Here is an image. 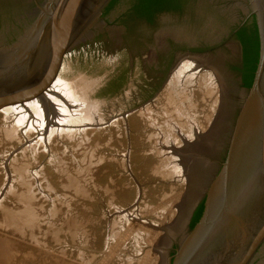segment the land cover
Segmentation results:
<instances>
[{
	"label": "rangeland",
	"instance_id": "obj_1",
	"mask_svg": "<svg viewBox=\"0 0 264 264\" xmlns=\"http://www.w3.org/2000/svg\"><path fill=\"white\" fill-rule=\"evenodd\" d=\"M44 1L0 0V43H17ZM132 2L105 11L64 60L58 80L84 91L89 117L67 135L56 127L13 133L16 115L0 112V264H161L181 236L163 247L167 231L181 222L183 205L191 199L190 209L210 187L207 171L212 177L223 163L239 99L243 55L234 31L247 17L244 0H191L189 12L161 15L155 24L129 20ZM190 51L205 52L204 83L199 73L196 86L176 90L188 98L172 106L167 86ZM221 83L229 89L228 114ZM172 117L182 133L171 128ZM218 123L222 132L215 151L203 149L197 182L194 162L182 176L167 172L166 158L175 157L170 150L184 144L183 135L192 142L201 132L208 143ZM261 261L262 252L255 264Z\"/></svg>",
	"mask_w": 264,
	"mask_h": 264
},
{
	"label": "water",
	"instance_id": "obj_2",
	"mask_svg": "<svg viewBox=\"0 0 264 264\" xmlns=\"http://www.w3.org/2000/svg\"><path fill=\"white\" fill-rule=\"evenodd\" d=\"M111 1L45 0L39 4L32 22L26 24L24 36L11 46L0 43V111L45 94L60 74L68 52L101 18ZM247 2L246 15L256 17L260 36V60L254 84L250 89L239 88L236 111L224 145L225 159L209 177L210 187L204 192L207 200L203 217L193 230H189V214L196 203L191 205L175 260L172 263L167 256L166 264H255L260 253H264V0ZM247 132L250 139L255 137L257 140L253 149L258 161L256 178L240 195V202H246L242 204L244 207L241 206L246 209L244 217L240 218L242 222L238 229L241 231L228 232L224 239L212 242L208 250L201 252V242L192 245L191 240L198 236L210 217L214 201L212 184L231 172L236 154L233 138L239 133L245 137ZM150 249H153L152 239L142 255L146 256Z\"/></svg>",
	"mask_w": 264,
	"mask_h": 264
},
{
	"label": "bare ground",
	"instance_id": "obj_3",
	"mask_svg": "<svg viewBox=\"0 0 264 264\" xmlns=\"http://www.w3.org/2000/svg\"><path fill=\"white\" fill-rule=\"evenodd\" d=\"M201 65L204 68V65H206L205 60L204 61L201 60V62H199V60L197 59L188 58L186 61H184L176 70L175 75L172 77L171 83L167 86L168 91L172 92V91H176L177 89H185V87L189 88V86L190 87L196 86L198 81H194V79H197V75L201 72ZM214 75L212 74L211 76L213 77ZM58 77L54 80L53 84L50 86V89L47 90L45 94H42V96H40L38 99L31 100L27 102L26 104L10 106L2 110V111L5 110V113L7 114L16 115L17 121H16V125L13 128L14 129L13 133H16L22 129L27 130L28 133L32 131L37 132V129H41L42 132H47L48 130H52L53 127H56L59 129V130L57 129L58 133L60 134L66 133L65 135H67L68 134L67 130H70L67 127H69L70 125H77L81 121L82 115H84V109H83L84 99L82 96L84 91L82 90L79 91L77 87L74 86L75 84L67 83L65 81H59ZM202 77L203 76L200 77V80H202L201 79ZM186 82H189V83H186ZM210 82L213 83L211 80L209 81V83ZM217 83L218 82H216V84ZM205 85L207 86V83ZM210 89L212 90V88ZM210 89L208 88V90ZM170 92H168L167 97H168L169 104H171L172 106H174L173 104L177 98H182V97H183L182 99L188 98V96L186 95L181 97L180 96L181 92L176 91L175 95H172ZM225 97H226V94L225 92H223V98ZM192 107L193 106H191V108ZM149 112L150 110H148V112L146 113L150 114ZM183 112L182 111L177 112V109H175L172 113L174 116L175 115L176 117L179 116L178 118L181 119L182 117H184ZM190 113L192 114V112ZM85 115H84L85 118L89 117ZM221 116L224 117L223 115ZM175 119L176 118L174 117H172L170 120L168 118V122L172 123L171 124L172 129L176 127L178 128L180 133H182L181 132L183 129L182 126L184 125L176 126ZM186 119L187 121L192 122L190 117ZM221 123H218V125H216L217 127L213 133V136L215 138H212V135L208 136L211 138L208 143H207V138L206 137L203 138L201 135V132L194 133L195 139L192 142L188 140L189 139L188 136L184 137L183 135L182 139L185 142L183 141L184 144L182 143L181 147L173 146L174 142L172 141L174 140V138H172L170 145L173 147L171 148L170 152L173 153L175 157L172 156V158L170 157L166 158L168 159L169 163L171 162V164H167L169 166V168L166 169L167 172L169 173L172 172L175 175L182 176L181 173L185 172L186 174V172L189 171V169H187V166L185 169V165H187V162H194L192 165V171H194L193 176H194V179L196 180L195 182H197L198 181L197 177H199L200 174L202 175L201 173L202 164L198 165L200 161L197 158L200 154L203 155L206 152V150L204 151L203 149H209L210 153L212 151H215L216 146L214 144L217 142L219 135L221 134V133L219 134V132H222ZM239 135L240 133L238 135L236 134L235 139L233 138L235 149H236L233 169L228 175H226L223 179H221V181L212 184V192L214 196L213 197L214 201H213V207L210 213V217L208 219L207 224L200 231L198 236L194 238L193 240H191L192 245H195L196 243L201 242V252L208 250L210 248L208 246H210L212 242H215L221 238L224 239L226 237V234H228V232L238 233L241 231V230L239 231L238 229L242 222L240 218L244 217L245 215L244 212L246 211V209L241 207L243 206L242 204L244 202H240L241 201L240 195L247 190V185L251 182V180L252 179L254 180L256 178L254 173L256 172V164L258 161V157H257V153L255 152L256 150L253 149L257 141L255 140V137L250 139L249 137L250 135H248V132L247 134H245V137L239 136ZM72 137L74 138L75 134H73ZM179 137H181V134H179ZM246 147H251V148H249L248 151H244ZM193 151H195L196 153H194ZM191 152H193L194 154L192 153L193 154L192 155ZM190 154L192 158L191 157L189 158ZM164 157H165V154H164ZM191 159L192 161H190ZM176 161L180 162L179 166L177 165V163H174ZM179 167L181 170L179 169ZM212 171L213 170L211 169L207 172L212 173ZM210 174L209 173L206 174L207 180L205 179V182L207 181L210 183V181L208 180L210 177ZM193 176L191 177L193 178ZM194 179H192L193 182H194ZM244 204H246V202ZM172 230L173 229H171L170 231L172 232ZM177 234H175V236Z\"/></svg>",
	"mask_w": 264,
	"mask_h": 264
},
{
	"label": "trees",
	"instance_id": "obj_4",
	"mask_svg": "<svg viewBox=\"0 0 264 264\" xmlns=\"http://www.w3.org/2000/svg\"><path fill=\"white\" fill-rule=\"evenodd\" d=\"M119 0H112L108 5V11ZM191 0H133L131 12L136 18L154 22L157 15L162 13H179ZM237 39L241 42L243 47V66L240 69L243 77V84L245 88L250 89L255 80L258 64L260 60V36L256 17L250 18L237 32ZM205 210V203H203L192 224V228L200 222Z\"/></svg>",
	"mask_w": 264,
	"mask_h": 264
},
{
	"label": "flooded vegetation",
	"instance_id": "obj_5",
	"mask_svg": "<svg viewBox=\"0 0 264 264\" xmlns=\"http://www.w3.org/2000/svg\"><path fill=\"white\" fill-rule=\"evenodd\" d=\"M244 2H245V5H246V7L248 6V2H247V0H244ZM111 3V2H110ZM110 3H109V5H110ZM108 7V6H107ZM107 7L104 9V11H103V14H102V16H104V14H105V11H106V9H107ZM189 10H191L189 7H188V5H186L185 6V8L181 11V12H179V13H174V14H180V13H182V12H189ZM164 14H172V13H162V14H159V15H157V17L155 18V20H154V22H148V21H146V20H142V19H139V18H136V16L129 10L128 12H127V17H128V19L129 20H135V21H143V22H146V23H148V24H155L158 20H159V18H160V16L161 15H164ZM252 17L253 16H247L246 17V20H245V22H243V23H241V24H239L238 26H236V28H235V35L237 34V32H238V30L251 18L252 19ZM239 41V40H238ZM240 42V41H239ZM241 43V42H240ZM242 45V44H241ZM189 52V51H188ZM205 52H203V53H201V54H196V53H194V52H191L190 51V53H188V54H183V56L184 57H182L181 58V61L179 62L180 64H178V66H176L175 68H174V71H173V73H172V75H171V77H170V82H169V84L171 83V81H172V77H173V75H174V73L176 72V70L178 69V67L184 62V61H186L188 58L189 59H197V60H199V62H201V59L202 58H204V57H202L201 55H203ZM207 53V52H206ZM243 53V47H242V49H241V55H243L242 54ZM205 55V54H204ZM182 56V55H181ZM200 58V59H199ZM204 61V60H203ZM207 65V64H206ZM216 72V71H215ZM221 73V72H220ZM218 75H219V72H218ZM220 76V75H219ZM198 77H199V75H198ZM200 77H201V73H200ZM240 80V81H239ZM238 82H239V85L241 86V87H244V84H243V77H242V75H240L239 76V79H238ZM168 84V85H169ZM222 84V83H221ZM222 86H223V84H222ZM224 87H226V86H224ZM223 87V90H224V92H225V94H226V97L225 98H223V100L221 101L222 102V105H223V107H224V109H225V112H226V114H228V111L226 110V107H227V104H226V102H227V95L229 94V89H228V87H226V88H224ZM245 88V87H244ZM171 94H173L172 92H170ZM91 94L89 95V96H87V98L92 102V103H94V104H96V105H98V103L97 102H95V101H93V99L91 98ZM83 99H85V97H83ZM84 101V106L86 105V101L85 100H83ZM225 105H226V107H225ZM84 109V108H83ZM92 117H94V116H92ZM227 117V116H226ZM227 129H229V127H228V125H227V127H226V132H227ZM224 130V129H223ZM218 140H219V138H218ZM200 157V158H199ZM199 161H200V163L198 164L197 162V164L198 165H200L201 164V154L198 156V158H197ZM224 159H225V153H224ZM224 161V160H223ZM195 163V164H196ZM193 173H194V171H193ZM191 174H192V172H191ZM193 176V175H192ZM194 177V176H193ZM199 177H200V175H199ZM188 182V181H187ZM206 200H207V197H206V195H203L200 199H198L197 201H196V204L192 207V211H191V213L189 214V218H188V223H187V227H188V229L189 230H193L194 228H192V224H193V220H194V218H195V216H196V214H197V212H198V210H199V208H200V206L203 204V203H205V208H206ZM190 202H191V199H190ZM190 202L188 203H186V204H184L185 205V207H184V205H183V208H185V214L182 216L183 218H181L182 220H181V222H177V224H175V228L173 229V233L174 234H172V233H169V231H170V229L167 231L168 232V235H167V237H166V241L165 242H163V241H161V244L163 245V247H166L167 246V241H170V239H169V236L171 237V238H174V237H177V236H179V235H182V233H183V226H184V222H185V217H186V215H187V213H188V210L187 209H189L187 206H188V204H190ZM179 208H180V206H177L176 207V210L178 211L179 210ZM204 212H205V210H204ZM173 226V225H172ZM182 228V229H181ZM180 229V230H179ZM178 230V231H177ZM180 231V232H179ZM178 233V234H177ZM175 234H177L176 236H175ZM174 235V236H173ZM167 239H169V240H167ZM165 243V244H164ZM166 245V246H165ZM179 248H180V244H179V238L177 239V241H174V243L172 244V246H170V250H168L167 252H166V254H165V256H164V260H163V262L161 263V264H166V257L168 256L170 259H171V262L173 263L174 262V260H175V255L177 254V252H178V250H179Z\"/></svg>",
	"mask_w": 264,
	"mask_h": 264
}]
</instances>
